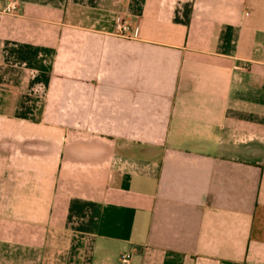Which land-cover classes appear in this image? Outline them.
Returning <instances> with one entry per match:
<instances>
[{
  "label": "crops",
  "instance_id": "0c3cea01",
  "mask_svg": "<svg viewBox=\"0 0 264 264\" xmlns=\"http://www.w3.org/2000/svg\"><path fill=\"white\" fill-rule=\"evenodd\" d=\"M16 1L0 264H264V0Z\"/></svg>",
  "mask_w": 264,
  "mask_h": 264
},
{
  "label": "built area",
  "instance_id": "2783aa9c",
  "mask_svg": "<svg viewBox=\"0 0 264 264\" xmlns=\"http://www.w3.org/2000/svg\"><path fill=\"white\" fill-rule=\"evenodd\" d=\"M19 11V5L16 0H9L6 5L0 8V16L5 13L16 14ZM134 31V32H133ZM117 33L122 36H137L138 31L137 29L132 30L131 26L125 23H121L117 26ZM130 255L124 254L123 255V262L129 263Z\"/></svg>",
  "mask_w": 264,
  "mask_h": 264
}]
</instances>
